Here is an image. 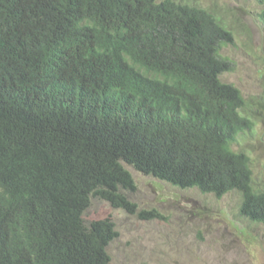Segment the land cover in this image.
<instances>
[{
	"label": "trees",
	"instance_id": "trees-1",
	"mask_svg": "<svg viewBox=\"0 0 264 264\" xmlns=\"http://www.w3.org/2000/svg\"><path fill=\"white\" fill-rule=\"evenodd\" d=\"M232 42L188 2L0 0V264H110L114 224L84 214L94 199L134 211L127 167L239 192L240 215L264 225L250 157L233 150L264 110L222 80Z\"/></svg>",
	"mask_w": 264,
	"mask_h": 264
},
{
	"label": "rangeland",
	"instance_id": "rangeland-1",
	"mask_svg": "<svg viewBox=\"0 0 264 264\" xmlns=\"http://www.w3.org/2000/svg\"><path fill=\"white\" fill-rule=\"evenodd\" d=\"M205 8L230 32L221 54L234 63L222 80L236 86L252 107L264 110V5L257 0H176ZM258 117V116H257ZM235 152L250 157L253 186L264 192V114L251 133L241 135ZM136 189L128 194L134 211L94 199L86 222L109 219L118 236L108 246L110 264H264V225L240 215L241 195L222 198L197 189L182 190L127 167ZM141 211H152L142 218Z\"/></svg>",
	"mask_w": 264,
	"mask_h": 264
}]
</instances>
